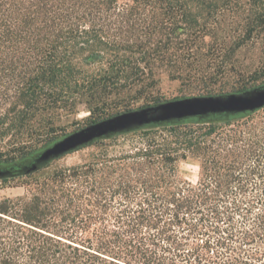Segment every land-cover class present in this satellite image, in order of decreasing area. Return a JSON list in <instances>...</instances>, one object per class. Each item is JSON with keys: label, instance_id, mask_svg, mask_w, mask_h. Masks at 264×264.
Returning <instances> with one entry per match:
<instances>
[{"label": "trees", "instance_id": "16d2710c", "mask_svg": "<svg viewBox=\"0 0 264 264\" xmlns=\"http://www.w3.org/2000/svg\"><path fill=\"white\" fill-rule=\"evenodd\" d=\"M231 1L0 0V135L45 138L0 165L64 135L49 136L79 107L89 123L131 109L100 116L151 96L162 75L206 95L218 94L207 82L244 81L239 43L213 30ZM128 135V148L105 146L0 199V264H264V108L89 145ZM187 158L200 159L194 185L177 175Z\"/></svg>", "mask_w": 264, "mask_h": 264}, {"label": "rangeland", "instance_id": "374dc122", "mask_svg": "<svg viewBox=\"0 0 264 264\" xmlns=\"http://www.w3.org/2000/svg\"><path fill=\"white\" fill-rule=\"evenodd\" d=\"M216 11L215 17L218 21L215 25L216 27L213 29L216 32L215 36L225 35L226 39L230 40L227 43L228 46L234 47L236 46V42L239 43V46L235 48L232 54V58L236 67H240L241 76L244 78V81L242 79H234L233 76L229 81L221 78L218 81L207 82V93L231 92L244 84L258 85L264 82V0H239L237 2L233 0L226 5L222 4ZM211 18L208 21L211 22ZM247 22L253 23L250 36H245L247 34ZM234 31L240 33L238 40L235 37L236 33ZM207 39L210 40L211 37H207ZM213 40L212 38L211 43ZM238 78L241 77L239 76ZM241 80L244 84L241 83ZM202 92L199 87L182 84L177 80H170L166 75H162L160 82L157 84V88L151 96L129 99L120 105H116V107L109 108L105 113H101L100 116H105L125 108L137 107L156 100L206 95L201 94ZM92 118H96V116H92ZM257 118L258 115H256L255 119ZM89 120L90 114L88 111L84 107H79L77 112L62 116L58 121L59 127L50 133L53 135L49 136H59L74 131L87 125ZM1 131L2 129L0 128ZM15 132L14 130L7 129L4 131V135H0V160L17 158L19 155L34 149L45 141L44 136L36 138V136L32 135L26 139L27 133L22 134L23 141H18L15 138ZM132 139L133 136L128 135L110 141L94 143L64 154L30 176L7 178V180L0 179V199L26 195L30 189L31 182L35 178L47 176L62 167L81 164L88 159L92 152L102 149L105 146L118 153L120 150L128 148ZM199 161L200 159L197 158L180 160L177 165V175L193 185L196 184L201 175Z\"/></svg>", "mask_w": 264, "mask_h": 264}, {"label": "water", "instance_id": "95a60500", "mask_svg": "<svg viewBox=\"0 0 264 264\" xmlns=\"http://www.w3.org/2000/svg\"><path fill=\"white\" fill-rule=\"evenodd\" d=\"M264 107V84L237 92L176 97L127 109L68 132L23 161L0 165V179L31 174L99 139L186 119L254 112Z\"/></svg>", "mask_w": 264, "mask_h": 264}]
</instances>
